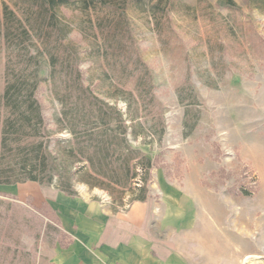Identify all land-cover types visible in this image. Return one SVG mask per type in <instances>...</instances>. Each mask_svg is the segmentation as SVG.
<instances>
[{"label":"rangeland","instance_id":"1","mask_svg":"<svg viewBox=\"0 0 264 264\" xmlns=\"http://www.w3.org/2000/svg\"><path fill=\"white\" fill-rule=\"evenodd\" d=\"M234 2L235 8H223L216 0H170L168 22L159 29L138 7L128 17L165 131L159 143L138 145L154 162L144 220L116 227L115 234L146 235L140 247L154 258L174 253V264H264V6L262 0ZM82 46L83 81L105 98L106 60L89 57ZM3 67L0 53V93ZM47 73L46 67L39 73L44 80L36 97L53 129L59 105ZM117 105L125 110L123 102ZM75 189L69 197L36 182L0 185L2 264H75L74 256L98 250L81 229L78 209L118 223L139 205L114 214L103 190L83 183ZM208 197L221 204L220 218ZM246 254L254 258L247 262Z\"/></svg>","mask_w":264,"mask_h":264},{"label":"trees","instance_id":"2","mask_svg":"<svg viewBox=\"0 0 264 264\" xmlns=\"http://www.w3.org/2000/svg\"><path fill=\"white\" fill-rule=\"evenodd\" d=\"M169 2H0V53L4 58L0 185L36 182L73 197L75 185L83 183L106 192L113 213L149 198L154 162L138 145L159 143L165 127L151 73L134 53L128 17L138 7L159 29L168 22ZM216 2L223 8L236 7L234 0ZM73 32L78 38L72 37ZM82 43L89 57L106 60L104 74L110 83L105 98L83 81ZM43 67L59 105L53 129L48 128L36 97L44 80L39 75ZM57 133L67 135L57 137Z\"/></svg>","mask_w":264,"mask_h":264},{"label":"crops","instance_id":"3","mask_svg":"<svg viewBox=\"0 0 264 264\" xmlns=\"http://www.w3.org/2000/svg\"><path fill=\"white\" fill-rule=\"evenodd\" d=\"M144 202H134L129 208L135 204L139 205L131 211L129 220L118 223L114 219L105 217V215L104 219H99L98 216L88 211L85 207L78 209L77 212L82 215L81 229L84 233L90 234V238L97 245L98 250L84 254L83 259L74 256L75 264H174V253L169 254V258H167V255L164 258L162 255L154 258L147 254L146 247H140V243L144 244L149 239L146 235H140L131 239L129 236L119 238L115 234L116 227L128 228V226H131L130 224L144 220L140 219L145 217L143 212L144 206H142ZM146 213V215H149V210ZM116 223L120 224V226H116ZM117 237L120 241L116 240ZM64 248H67V246ZM63 261L68 263L71 259L65 260L63 258Z\"/></svg>","mask_w":264,"mask_h":264},{"label":"bare ground","instance_id":"4","mask_svg":"<svg viewBox=\"0 0 264 264\" xmlns=\"http://www.w3.org/2000/svg\"><path fill=\"white\" fill-rule=\"evenodd\" d=\"M213 198H211V197H208V201H211V202H214V204L212 205V209L214 210V211H216L215 212V216L217 217V215L218 214H220L221 212H222V207H221V204H219V203H215L216 201H214V200H212ZM218 217L220 218V216L218 215ZM217 217V218H218ZM260 228H261V231H260V238L261 239H264V220H263V223L262 224H260ZM239 242L241 243V246L243 247L242 249L244 250V249H247L248 248V245H247V243H246V241H244V240H242V239H239ZM261 249V248H260ZM254 254L252 255V254H246V257H245V260H247V262L248 261H251L254 257Z\"/></svg>","mask_w":264,"mask_h":264}]
</instances>
